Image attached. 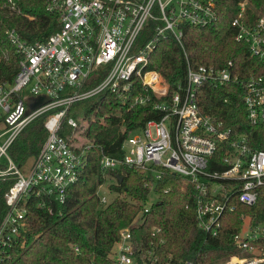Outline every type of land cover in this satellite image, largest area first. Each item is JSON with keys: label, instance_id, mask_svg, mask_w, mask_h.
Instances as JSON below:
<instances>
[{"label": "built area", "instance_id": "built-area-1", "mask_svg": "<svg viewBox=\"0 0 264 264\" xmlns=\"http://www.w3.org/2000/svg\"><path fill=\"white\" fill-rule=\"evenodd\" d=\"M7 6L16 10L14 0ZM248 7L241 2L232 22L235 40L247 45L264 67V10L249 13ZM48 10L58 13L60 29L46 41L32 44L15 31L7 32L21 61L12 82L0 80V180L13 181L4 195L6 209L0 220V264H10L32 203L52 213L53 202L65 204L68 189L80 180L90 146L77 151L71 139L60 134L65 124L78 128L68 117L71 106L107 92L125 95L138 105L169 96L170 85L158 71L148 69L158 45L169 38L185 52L186 82L176 85L170 102L154 105L164 113L160 120H149L129 134L122 158L102 155L101 169L130 168L142 174L145 186L159 198L172 189L159 187L168 177L182 179L185 187L193 185L196 222L205 235L217 238L227 223L240 222L231 238L237 253L206 264H264V223L255 224L250 214L234 217L238 205L254 207L260 198L264 201V150L254 146L252 137L202 114L197 104L200 85L242 84L241 75L232 61L223 67L194 68L184 43V27L216 25L215 0H48ZM137 85L144 93L129 96ZM244 86L248 121L264 127V68ZM41 96L50 102L30 112L29 100ZM52 111L45 123L48 138L23 171L25 165L17 166L9 149L31 122ZM109 202L100 196L101 204ZM139 225L121 230L109 264H202L163 258L154 242L137 246L132 229Z\"/></svg>", "mask_w": 264, "mask_h": 264}, {"label": "trees", "instance_id": "trees-1", "mask_svg": "<svg viewBox=\"0 0 264 264\" xmlns=\"http://www.w3.org/2000/svg\"><path fill=\"white\" fill-rule=\"evenodd\" d=\"M243 1L247 2L249 13L264 10V0H215L219 15L216 25L184 27V43L188 60L194 68L203 65L223 67L229 61L235 63L242 84H228L221 88L200 85L197 104L202 114L222 121L225 127L239 134L252 137L254 146L264 150V127L249 123L243 102L244 83L252 74L261 73L264 67L250 54L247 45L235 40L232 26ZM7 3L8 0H0V80L12 82L20 69L21 56L8 40L7 32H17L28 43H41L60 29V22L58 13L48 10V0H14L16 10ZM187 68L185 52L173 38H169L158 45L148 66V69L158 71L170 85L169 96L162 100L154 97L150 104L138 105L134 100H126L125 95L107 92L71 106L68 117L74 119L77 118L74 112L79 110L88 118L93 111L97 114V119H90L91 125L86 132L92 144L86 151L80 180L68 189L65 204L53 202L52 213L46 208H38L36 202L32 203L28 209L27 227L11 252L10 264H109V256L121 230L139 218L142 223L132 229L136 245L149 247L150 242H154L163 258L206 264L237 253L231 238L240 222L227 223L217 238L205 235L196 222V190L193 185L185 187L180 178H166L159 187H171V191L162 194L159 201L145 212L151 191L145 186L142 174L125 166L114 172H105L100 166L103 154L123 157V143L132 131L143 127L149 120L163 117L164 113L156 110L154 105L170 102L176 85L186 82ZM140 92L144 93V89L137 85L128 95ZM53 113L35 119L14 141L9 155L17 166L23 167L40 153L48 138L45 123ZM71 133L72 128L66 124L60 132L64 137ZM118 175L123 181H119ZM107 176L115 179L110 191L116 196L104 205L100 203L99 189ZM12 184V180H0V220L6 209L4 195ZM241 214H250L255 224H263V199L260 198L254 207L238 205L234 217ZM157 228L161 230L159 233L154 232Z\"/></svg>", "mask_w": 264, "mask_h": 264}, {"label": "rangeland", "instance_id": "rangeland-1", "mask_svg": "<svg viewBox=\"0 0 264 264\" xmlns=\"http://www.w3.org/2000/svg\"><path fill=\"white\" fill-rule=\"evenodd\" d=\"M74 113H76L74 116L77 117L75 118V120L78 122L79 125L76 130H72V133L68 137L69 139H71V142L73 143V145L76 146L77 149H79V151H81V150H84L87 146H90V144H92L89 138L86 136V132L89 126L91 125V123L89 122L90 119L91 120L97 119V114H96V111H93L90 114V118H88L85 116L84 111L79 110ZM71 115L72 114L70 113V116ZM33 159L34 158H31L27 162V164L23 168V171H27L29 169L30 165L32 164ZM113 183H115V179L111 176H107L104 185L99 189V195L101 197H106L109 201L113 200L116 196L113 192L110 191V186ZM158 201H159V195L156 191L153 190L151 191L149 198L146 202V207H151L152 204H155ZM139 223H141L140 218L134 222V226L138 225Z\"/></svg>", "mask_w": 264, "mask_h": 264}, {"label": "water", "instance_id": "water-1", "mask_svg": "<svg viewBox=\"0 0 264 264\" xmlns=\"http://www.w3.org/2000/svg\"><path fill=\"white\" fill-rule=\"evenodd\" d=\"M50 102L49 98L45 96H41L38 98L30 99L29 100V107L30 112L36 111L37 109L41 108L42 106L48 104ZM119 181H123V177L118 175Z\"/></svg>", "mask_w": 264, "mask_h": 264}]
</instances>
